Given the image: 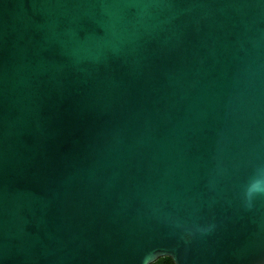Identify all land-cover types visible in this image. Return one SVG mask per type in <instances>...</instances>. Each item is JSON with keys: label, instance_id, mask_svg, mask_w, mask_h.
<instances>
[{"label": "water", "instance_id": "obj_1", "mask_svg": "<svg viewBox=\"0 0 264 264\" xmlns=\"http://www.w3.org/2000/svg\"><path fill=\"white\" fill-rule=\"evenodd\" d=\"M264 264V0H0V264Z\"/></svg>", "mask_w": 264, "mask_h": 264}, {"label": "trees", "instance_id": "obj_2", "mask_svg": "<svg viewBox=\"0 0 264 264\" xmlns=\"http://www.w3.org/2000/svg\"><path fill=\"white\" fill-rule=\"evenodd\" d=\"M148 264H174L169 256H159Z\"/></svg>", "mask_w": 264, "mask_h": 264}]
</instances>
